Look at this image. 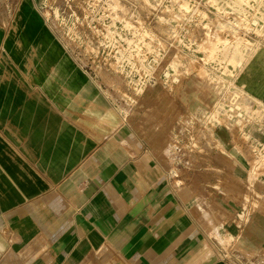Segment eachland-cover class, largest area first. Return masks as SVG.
Listing matches in <instances>:
<instances>
[{"label": "crops", "instance_id": "1", "mask_svg": "<svg viewBox=\"0 0 264 264\" xmlns=\"http://www.w3.org/2000/svg\"><path fill=\"white\" fill-rule=\"evenodd\" d=\"M42 1L0 0V264H264V44L118 105Z\"/></svg>", "mask_w": 264, "mask_h": 264}, {"label": "rangeland", "instance_id": "2", "mask_svg": "<svg viewBox=\"0 0 264 264\" xmlns=\"http://www.w3.org/2000/svg\"><path fill=\"white\" fill-rule=\"evenodd\" d=\"M42 9L73 61L118 105L191 76L219 91L264 44V0H43ZM234 94L219 96L212 120L242 109Z\"/></svg>", "mask_w": 264, "mask_h": 264}, {"label": "built area", "instance_id": "3", "mask_svg": "<svg viewBox=\"0 0 264 264\" xmlns=\"http://www.w3.org/2000/svg\"><path fill=\"white\" fill-rule=\"evenodd\" d=\"M235 94L234 93H231V95H230V99L231 100H233V96H234ZM240 109L239 108H236V107H234L233 109L231 108V109H229V111L228 112H230V113H232L233 114V112H235V114H237L238 116H240Z\"/></svg>", "mask_w": 264, "mask_h": 264}]
</instances>
